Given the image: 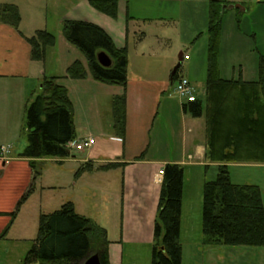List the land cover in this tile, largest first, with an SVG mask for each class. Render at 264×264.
<instances>
[{
	"label": "crops",
	"instance_id": "0c3cea01",
	"mask_svg": "<svg viewBox=\"0 0 264 264\" xmlns=\"http://www.w3.org/2000/svg\"><path fill=\"white\" fill-rule=\"evenodd\" d=\"M210 1L120 0L118 16L113 19L97 11L87 0H0V8L4 4H13L21 16L18 29L0 22V147H8V153L0 155V235L11 221L10 213L32 181L29 159L21 157L28 146L27 111L43 78L48 76L57 77L68 91L76 139L68 144L69 157L35 161L40 171L48 161L68 163L77 181L89 176L92 181L97 178L118 182L121 173L120 189L102 188L101 217L93 220L84 215L107 231L110 264H152L163 182L157 181V175L169 164L184 168L180 236L182 264L188 261L196 264H238L239 261L264 264V246L230 247L205 243L201 220L203 189L213 168L216 178L219 165L227 164L233 182L235 173L239 172H233L235 168H264V95L261 96L262 103H258L254 94L241 87H235L228 94H221L219 90L209 94L208 69L205 84L202 80L194 82L179 69L178 76H186L196 90L205 86V103L197 93V99L202 103L201 116L194 117L190 112L191 104L185 101L177 104L172 99L170 87L174 88L175 80L172 64L168 62L172 50L159 52L144 49L142 45L147 37L142 28L157 20L166 23L172 19L170 15L176 13L192 20L207 14L209 24ZM221 1L225 5H245L244 0ZM256 1L264 5V0ZM65 21L98 25L118 49L128 50V82L125 87L94 78L85 54L63 34ZM41 30L53 33L56 42L47 49L43 61H36L31 58L29 39ZM153 57L159 58L158 61ZM75 62L83 64L84 78L74 79L66 75ZM258 73L257 67L256 77L244 78L242 74L240 78L246 83H255L260 78ZM220 77L239 80L235 76ZM122 95L126 97L127 114L124 138L116 134L113 119V100ZM229 106H232L230 118H233L230 124L235 127L230 133L236 134L238 125L245 118L250 128L240 132L238 160L220 162L209 156V132L218 128ZM83 138H93L95 144L76 152L72 145ZM234 183L260 186L257 182ZM96 186L101 188L96 182L90 183V187ZM20 211L6 237L0 239V264L15 261L21 264L29 249H15L25 239L23 234L13 232Z\"/></svg>",
	"mask_w": 264,
	"mask_h": 264
},
{
	"label": "trees",
	"instance_id": "16d2710c",
	"mask_svg": "<svg viewBox=\"0 0 264 264\" xmlns=\"http://www.w3.org/2000/svg\"><path fill=\"white\" fill-rule=\"evenodd\" d=\"M97 11L116 19L120 0H87ZM221 0H211L208 24V93L218 91L231 93L235 87L254 94L258 103L264 95V56H260V78L258 82L246 83L239 80H224L219 74V51L221 45L222 20L227 8ZM20 12L13 4L0 8V22L18 29ZM63 34L86 56L95 79L109 84L126 86L128 82V50L118 49L112 38L98 25L82 21H65ZM31 58L43 61L46 51L54 46L53 33L41 30L29 39ZM105 52L112 60L110 67L102 66L98 54ZM178 70L173 78L176 80ZM67 76L81 79L86 70L81 62L73 63ZM210 97V96H209ZM232 106L226 107L224 116L216 130L209 132V156L212 160L231 162L238 160L237 145L241 131L250 128L246 118L238 125L236 134ZM190 112L201 116L202 103H191ZM113 119L116 134L124 138L126 134V97L116 96L113 100ZM28 146L21 157L29 159L32 181L29 188L18 200L15 210L10 213L11 221L0 235L6 237L22 205L34 191V184L41 175L36 159L66 158L71 155L68 144L76 139L73 122V106L65 86L57 77L45 76L41 88L33 95L27 111ZM184 168L169 164L164 168L161 197L155 226L156 244L153 249L152 264H182L181 215L183 201ZM203 233L205 243L230 247L264 246V202L262 190L256 184H236L232 181L229 167L221 164L214 180L204 185L203 192ZM107 231L90 218L77 213L72 202H67L59 210L41 214L38 233L22 264H84L97 254L101 264H110Z\"/></svg>",
	"mask_w": 264,
	"mask_h": 264
},
{
	"label": "rangeland",
	"instance_id": "374dc122",
	"mask_svg": "<svg viewBox=\"0 0 264 264\" xmlns=\"http://www.w3.org/2000/svg\"><path fill=\"white\" fill-rule=\"evenodd\" d=\"M244 4L245 11L237 8L228 9L222 20L218 61L219 74L225 78H232L233 76L240 78L242 74L244 78L256 77L257 67L260 76V56H264V5L259 4L256 0H244ZM170 17L174 19H169L166 23L157 20L154 21L155 23L153 22L142 28L147 33L146 40L142 43L144 49H155L159 52L160 50H172V57L168 59V62L172 64L171 71L179 63V53L182 51L184 54H188L190 59L182 60L180 71L183 70L182 72L188 74L194 82L199 83L202 80L205 84L204 78H206L208 69L209 40L207 14L195 20L188 18L186 15H177V13L170 15ZM157 36L160 38H157ZM153 58L156 61L159 59L157 57ZM193 87L196 97L198 93L199 98L204 100L205 86L198 87L197 90L194 85ZM170 90L174 102L178 104L179 101H185L176 94L174 88L171 89L170 87ZM110 119H112L111 115ZM69 168L68 163L58 164L48 161L44 164L41 169L42 174L35 182L34 191L28 201L22 205L17 228L13 230L15 233L23 234L25 238L23 242H20L18 248H15L16 251L21 250L22 247L30 249L37 236L41 214L52 213L59 210L67 202H73L79 214H86L92 217L93 220L99 219L101 217L99 206L103 200L102 188L106 187L111 191L121 188V173L118 182L113 180L108 182L104 179L97 180V178H95L96 181H92L91 178H88L89 176H84V178L77 181ZM60 169L62 170L60 171ZM236 170H239V172L235 173L234 182L259 183L262 187L264 202V168L247 167L243 170L235 168L233 172ZM215 171V168L210 171L209 180H214ZM94 182L98 183L101 188H98V186L90 187V183ZM201 220H203V215ZM12 264H18V261L12 262ZM186 264L196 263L188 261ZM238 264H245V262L239 261Z\"/></svg>",
	"mask_w": 264,
	"mask_h": 264
},
{
	"label": "built area",
	"instance_id": "2783aa9c",
	"mask_svg": "<svg viewBox=\"0 0 264 264\" xmlns=\"http://www.w3.org/2000/svg\"><path fill=\"white\" fill-rule=\"evenodd\" d=\"M184 59L188 60L189 56L184 55ZM174 90L177 95L180 96L181 99H185L187 104L195 103L198 101L196 95L194 94L195 89L191 83V81L184 75H179L176 78ZM95 144V139L93 138H83L79 141L74 142L72 147L76 152H82L89 148H91ZM8 153V147L2 146L0 147V155H5ZM164 177V169L159 171L157 175V181H162Z\"/></svg>",
	"mask_w": 264,
	"mask_h": 264
},
{
	"label": "water",
	"instance_id": "95a60500",
	"mask_svg": "<svg viewBox=\"0 0 264 264\" xmlns=\"http://www.w3.org/2000/svg\"><path fill=\"white\" fill-rule=\"evenodd\" d=\"M226 8L227 9L237 8V9H240L242 11H245V7L241 4L224 5L223 10H225ZM182 59H183V53H180L179 64L174 68V70L172 72V77L174 76V74L178 70V68L181 66ZM98 61L104 67H110L112 65L111 58L105 52H100L98 54ZM84 264H101V262H100L99 256L97 254H95V255L91 256L89 259H87Z\"/></svg>",
	"mask_w": 264,
	"mask_h": 264
}]
</instances>
